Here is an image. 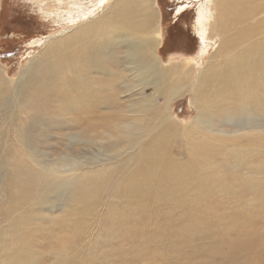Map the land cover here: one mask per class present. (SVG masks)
<instances>
[{"label":"rangeland","instance_id":"rangeland-1","mask_svg":"<svg viewBox=\"0 0 264 264\" xmlns=\"http://www.w3.org/2000/svg\"><path fill=\"white\" fill-rule=\"evenodd\" d=\"M57 1L0 0V77L6 84H16L20 71L32 68V59L52 46L57 37L76 32L73 28L79 27L84 18L81 13L97 8L98 2ZM204 1L146 0L149 12L156 13L158 37L163 45L156 51L159 50L162 63L167 69L173 63H185L184 69L188 71L191 67L190 71H194L191 72L194 80L216 51L215 40L202 41L193 29L197 10ZM68 7L73 8L71 22L65 19ZM77 9L82 11L78 13ZM179 9L184 11L178 14ZM111 34L114 33L92 36L89 56H83L75 46L73 54L54 60L57 68L65 67L61 72L54 70L49 77L52 82L42 79L34 86L33 108L29 106V94L13 102L10 95L14 89L0 93V197L6 203L2 207L0 202V228L10 233L0 246L8 252L12 247L33 253L35 264H56L58 260L64 264H264V196L259 194L257 198L258 192L251 191V185L264 181L261 171L256 172L262 155L259 152L264 153V134H255L253 143L247 134L254 131L252 127L264 126L260 107L264 90L256 91L259 105L252 117L237 116L243 121L236 116L222 118L217 127L229 134L240 131L232 139L239 147L227 143L230 149L245 152L249 163L225 159L229 151L225 141L209 138L205 133L188 137L179 129L176 136L174 130L166 132L165 150L182 160L198 158L200 164L196 167H201L204 175L194 176L177 189L175 179L168 178L167 173L157 176L158 172L171 170L172 165L152 167L142 175L129 174L128 161L134 150L120 137L123 138L121 129L136 118L124 112L127 96L119 95L121 102L115 98L113 101L117 103L112 109L98 108L106 116L105 127L95 123V117L89 124L79 126L76 120H81L84 114L72 108L77 90L61 83L63 79L74 78L68 70L71 64L92 66L101 58L106 68L119 74L115 61H121L122 69L126 62L119 40H113ZM245 37L241 38L242 44ZM102 52L106 56H101ZM118 74L114 75L116 89L123 86ZM257 79L258 76L250 80L246 76L215 90L214 99L207 103L211 113L218 116L223 108L235 106L242 98L237 90L245 83L257 89ZM88 92L79 91L81 95L93 93ZM192 93L188 90L172 105V116L184 126L197 117ZM56 96L57 104L39 111L36 102L45 104ZM95 97L111 99L113 92L103 91ZM100 101L94 99L84 105L97 106ZM161 101L159 97L158 103ZM241 103L250 102L242 99ZM90 111L93 110L86 113ZM163 120L158 117V121ZM242 123L248 131L240 130ZM98 124L101 127L96 128ZM69 136L77 140L70 143ZM142 141L146 139L136 140ZM185 143L198 149L187 151ZM214 151L216 155L208 158ZM257 153L259 156L255 157ZM233 164L239 165V170L235 171ZM71 168L75 170L70 172ZM73 175L83 183L73 188V194L86 189L87 198L69 214L68 210L62 212V203L70 192L62 183ZM105 179L106 183H97ZM198 184L201 190H191ZM221 188L232 190L226 192ZM132 190L135 192L130 195Z\"/></svg>","mask_w":264,"mask_h":264},{"label":"bare ground","instance_id":"bare-ground-1","mask_svg":"<svg viewBox=\"0 0 264 264\" xmlns=\"http://www.w3.org/2000/svg\"><path fill=\"white\" fill-rule=\"evenodd\" d=\"M108 1L109 0H98L95 5L97 8L89 11L84 10L85 13H81L83 14L82 17H84L83 21L78 23L79 27L73 28L77 29V31L71 32L65 37H57L52 46L46 48L38 58L32 59V68L26 67L25 70L22 69L20 71L16 84L12 82L6 84L0 77V93L3 94V92L5 93L14 89L13 94L10 95L13 102L29 94V106L33 108L35 102L33 98H36L35 95H33L35 94L34 86L42 79L52 82L49 77L54 75V70L61 72L60 70H63L61 68L65 67V65H61L57 68L53 64L54 60L56 61L63 55L73 54L75 46L81 49L83 56H89L90 49L88 48L90 45V38L95 35L99 36L104 32H111L114 33L111 34L112 39L119 40L118 45L122 51L121 54H124L123 58L126 62L125 67L122 69L121 61H115L114 64L119 66V74L116 71H111V68H106L104 66V61L100 57L101 60L92 66L82 65L81 63L71 64V66H73L69 67L68 70L74 75V78L63 79V81H61L63 87L72 86L77 90V92L74 93L72 108L73 111L76 112L81 110L80 115L84 114V116L81 120H76V125L81 126L83 124H89L95 117V123L98 122L105 127L106 124L104 126V123H107L105 122L106 116L103 112L98 111V108L102 107V110H109L108 108L112 109L117 103V101L113 100L119 95L125 94L127 96V100L125 101H127L128 106H126V110H123L136 118L132 124L126 125L121 129L123 138L120 137V139L125 138L124 140L127 141V144L134 150V155L131 157V160L128 161L130 163L128 167V170H130L129 174L138 173L142 175L144 170L148 172L152 167L172 165L173 167L171 170L158 172L157 176L167 173L168 178L172 177L175 179L177 189L181 186H185L186 184L184 183L194 176L203 173L201 172V167L198 169L196 167V165L200 164V162L197 161L198 158L194 160L189 157L187 160H182L177 158L178 156H174V153L172 154L165 150L168 145L167 136L165 135L167 131L174 130L173 135L176 136L180 129L188 137H193L198 133H205L209 138L226 142L229 151L225 153V159L249 163V159L245 155V152L239 153L235 149H230L231 143L239 147L234 143L235 141L232 142V139L238 137V132L240 131L235 130L229 134L224 130H218L217 127H219L218 124L222 122V118L231 119V116H236L237 118V116L242 117L244 115L252 117L253 111L258 109L259 103H256V100H258V98H256V91L264 90V76L262 75V73H264V0H205L199 6L197 10V19L193 25L194 32L202 41L210 42L215 40L214 46H216V51L207 66L199 72V76L196 80H194V77H192L193 75H191L192 71H190V65L187 71V68L184 69L186 66L185 63L177 64V62H172L173 67L168 69L162 63L159 50L161 47L163 48V45H160L158 37L156 13L149 12L146 0ZM67 10L68 12L65 13L68 17L65 19L71 22L73 8L68 7ZM55 11L58 12V9ZM81 11L82 9H77L76 12L80 13ZM182 11H184V9H179L177 13L180 14ZM244 22L247 23V26L244 25ZM84 24L87 25L83 26ZM80 27L82 28L81 31L78 30ZM129 31L133 33H129ZM134 33H137L138 36ZM78 34L79 36L77 38ZM242 37H245V44L240 42ZM157 47L159 49L158 51H156ZM101 56H106V54L102 52ZM193 72L192 74H194ZM254 73L255 75L253 76ZM92 74L95 77H93ZM115 74H118L121 82H123V86L119 89H116ZM246 76L249 80L258 76L256 80L257 89L252 88L253 86L249 83H245L243 87L237 90L239 96L242 97L236 101L237 104L232 107L223 108L218 116L213 115L209 106H207V103L211 102L215 97L212 93L227 82H238L239 79ZM151 85L154 86L150 87ZM43 88L47 90L46 87ZM83 90L87 93H89L88 91L90 90V92L93 93L81 95L79 91L82 92ZM109 90L113 92V97L111 99L95 97L100 92ZM188 90L194 93L191 100L193 101L192 105L197 110V117L184 126L176 122L174 116H172V105L178 98L187 94ZM210 94L211 96L209 97ZM159 97L162 99L160 102L161 104L158 103ZM263 98H261L263 103L260 105L262 113H264ZM94 99H101L97 106L91 104L84 105L93 102ZM242 99L250 103L242 104ZM58 101L59 97L56 96L54 99L47 100L45 104H41L42 106L38 104V102H36V105L39 111L44 112L45 107H49L50 104L54 106ZM63 109L67 110L65 108ZM63 109H58L57 111H63ZM89 110H93L94 112L90 111L86 113V111ZM67 111L71 112L69 110ZM159 116L163 117L164 120L158 121ZM238 120L241 121L242 118ZM247 120L250 121V118ZM231 122L234 123V121ZM98 125L96 128L101 127ZM242 125L240 130L246 131L247 126H244L243 123ZM258 126L260 125L258 124ZM252 128L254 130L251 131L252 133L250 131L246 133L249 134L248 137H251L249 140L253 143V139L256 136L255 134H264V126H260L261 129L259 127L258 129L257 126ZM141 137L145 138L146 141L136 142V140ZM76 140L77 138L73 136H69V139H67L70 143ZM184 146L185 150L193 148L194 151L198 149L197 146H193L190 143H185ZM181 147L182 146H180V148ZM159 150L162 151L160 155L157 154ZM259 154L262 155L260 156L258 165L259 169H257L256 172L258 173L261 171L259 173L264 175V153L259 152ZM259 154L257 153L255 157H258ZM215 155L216 152L214 151L208 155V158H212ZM143 163L144 167L142 168L141 166ZM238 168L239 165L233 164V169L235 171ZM74 170L75 168H71L69 171L72 172ZM106 181L107 179L98 181L97 183L102 184L106 183ZM77 184L83 183L78 181L75 175L62 183L64 187L70 190L68 198L66 197L65 201L62 203V212L68 210L70 214L74 207L83 202L85 203L87 198L86 189L82 191V193L73 194V188ZM213 187L211 186L210 188ZM221 189L226 192L232 190L228 188L227 190L224 188ZM191 190H201V184L191 188ZM251 191L253 194L256 193V191L258 192L257 198L260 197L259 194L264 196V181L259 184L251 185ZM134 192L135 190L130 191V195ZM256 197L252 199L251 205L256 201ZM0 202L2 203V207L6 206L3 197H0ZM13 224H16V221ZM9 237L10 233L4 232L0 228V243ZM36 262L37 259L34 257L33 253H25V251L19 250V248L15 249L12 247L8 252L0 246V264H35ZM56 264H64V262L58 260Z\"/></svg>","mask_w":264,"mask_h":264}]
</instances>
